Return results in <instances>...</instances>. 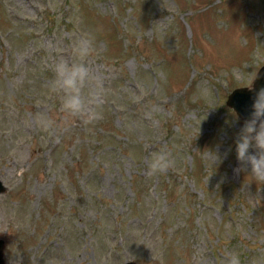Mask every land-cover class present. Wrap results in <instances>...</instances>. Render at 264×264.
<instances>
[{
  "label": "rangeland",
  "instance_id": "rangeland-1",
  "mask_svg": "<svg viewBox=\"0 0 264 264\" xmlns=\"http://www.w3.org/2000/svg\"><path fill=\"white\" fill-rule=\"evenodd\" d=\"M88 35L94 125L46 95ZM263 64L264 0H0L6 264H264V182L238 171L246 120L225 103Z\"/></svg>",
  "mask_w": 264,
  "mask_h": 264
},
{
  "label": "clouds",
  "instance_id": "clouds-1",
  "mask_svg": "<svg viewBox=\"0 0 264 264\" xmlns=\"http://www.w3.org/2000/svg\"><path fill=\"white\" fill-rule=\"evenodd\" d=\"M75 51L79 62L69 63L61 58L54 65V78L49 83L46 95L60 99V111L67 117L80 118L86 125H94L104 118V106L107 102L103 81L92 74L86 63L88 57L95 52V36L88 35L79 40ZM260 78L259 72L250 73L242 83L241 89L254 92V97L250 118L244 122L235 143L236 158L240 163L238 171L250 168L252 176L264 182V87L255 88V82ZM92 80L96 82L95 89L85 94L84 89ZM39 123L44 132H49L56 126L55 120L43 114L39 117ZM64 130H70L67 119ZM250 149L255 151L251 152ZM174 163L170 152L156 153L150 162L149 174L165 173ZM229 264H240L239 257L233 255Z\"/></svg>",
  "mask_w": 264,
  "mask_h": 264
},
{
  "label": "water",
  "instance_id": "water-1",
  "mask_svg": "<svg viewBox=\"0 0 264 264\" xmlns=\"http://www.w3.org/2000/svg\"><path fill=\"white\" fill-rule=\"evenodd\" d=\"M261 78L255 82V88L259 89L264 87V64L260 66L258 71ZM242 87L234 88L227 96L226 105L233 109L235 113L244 120L250 118V113L252 111L251 105L253 103L254 92H249L246 89H241ZM7 190L6 185L0 179V195L5 193ZM4 240L0 239V264H6L5 253H4ZM124 264H136L134 261H126Z\"/></svg>",
  "mask_w": 264,
  "mask_h": 264
}]
</instances>
